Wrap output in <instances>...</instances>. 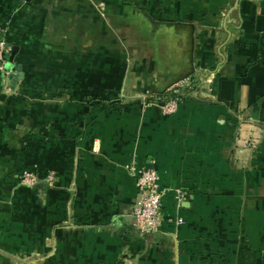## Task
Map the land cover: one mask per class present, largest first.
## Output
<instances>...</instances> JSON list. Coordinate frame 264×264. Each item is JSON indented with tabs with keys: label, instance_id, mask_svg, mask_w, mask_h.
Returning <instances> with one entry per match:
<instances>
[{
	"label": "crops",
	"instance_id": "1",
	"mask_svg": "<svg viewBox=\"0 0 264 264\" xmlns=\"http://www.w3.org/2000/svg\"><path fill=\"white\" fill-rule=\"evenodd\" d=\"M0 22V264H264V0H0Z\"/></svg>",
	"mask_w": 264,
	"mask_h": 264
},
{
	"label": "built area",
	"instance_id": "2",
	"mask_svg": "<svg viewBox=\"0 0 264 264\" xmlns=\"http://www.w3.org/2000/svg\"><path fill=\"white\" fill-rule=\"evenodd\" d=\"M8 27V24L5 22H0V75H6L9 72L7 65V53L10 49ZM193 80L191 75L184 76L168 90L169 93L177 94L176 97L158 95L152 103H155L165 115L175 114L179 105L178 94L190 88ZM133 174L137 178L138 187V199L132 216L133 225L142 236H146L160 230L163 222L162 199L164 190H161L159 186L160 174L154 167L142 166L133 170ZM55 178V174L50 173L46 180L52 183L55 181ZM20 180L25 185L34 186L41 181V178L37 172L25 170L22 172ZM184 198V194L179 192L177 195L178 205L182 203Z\"/></svg>",
	"mask_w": 264,
	"mask_h": 264
},
{
	"label": "trees",
	"instance_id": "3",
	"mask_svg": "<svg viewBox=\"0 0 264 264\" xmlns=\"http://www.w3.org/2000/svg\"><path fill=\"white\" fill-rule=\"evenodd\" d=\"M170 97H176L177 94H174V93H168Z\"/></svg>",
	"mask_w": 264,
	"mask_h": 264
},
{
	"label": "rangeland",
	"instance_id": "4",
	"mask_svg": "<svg viewBox=\"0 0 264 264\" xmlns=\"http://www.w3.org/2000/svg\"><path fill=\"white\" fill-rule=\"evenodd\" d=\"M184 91H185V90H183V91H181V92H184ZM181 92H180V93H181ZM168 93H169V92H168ZM168 93H167V96L170 97ZM178 95H179V94H178Z\"/></svg>",
	"mask_w": 264,
	"mask_h": 264
}]
</instances>
